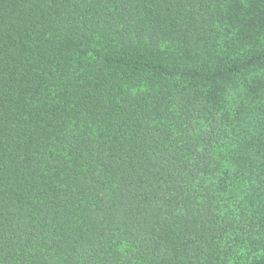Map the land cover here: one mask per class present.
Masks as SVG:
<instances>
[{"label":"trees","instance_id":"1","mask_svg":"<svg viewBox=\"0 0 264 264\" xmlns=\"http://www.w3.org/2000/svg\"><path fill=\"white\" fill-rule=\"evenodd\" d=\"M0 264H264V0H0Z\"/></svg>","mask_w":264,"mask_h":264}]
</instances>
